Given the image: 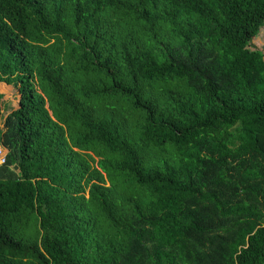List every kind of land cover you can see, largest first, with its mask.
Instances as JSON below:
<instances>
[{"label":"trees","instance_id":"1","mask_svg":"<svg viewBox=\"0 0 264 264\" xmlns=\"http://www.w3.org/2000/svg\"><path fill=\"white\" fill-rule=\"evenodd\" d=\"M263 26L264 0H0V264H264Z\"/></svg>","mask_w":264,"mask_h":264},{"label":"rangeland","instance_id":"2","mask_svg":"<svg viewBox=\"0 0 264 264\" xmlns=\"http://www.w3.org/2000/svg\"><path fill=\"white\" fill-rule=\"evenodd\" d=\"M249 48L251 50H260L264 53V26L260 29L258 35L250 42ZM7 114V111L4 115Z\"/></svg>","mask_w":264,"mask_h":264},{"label":"built area","instance_id":"3","mask_svg":"<svg viewBox=\"0 0 264 264\" xmlns=\"http://www.w3.org/2000/svg\"><path fill=\"white\" fill-rule=\"evenodd\" d=\"M6 162V155L4 153V150L0 147V165L5 164Z\"/></svg>","mask_w":264,"mask_h":264},{"label":"bare ground","instance_id":"4","mask_svg":"<svg viewBox=\"0 0 264 264\" xmlns=\"http://www.w3.org/2000/svg\"><path fill=\"white\" fill-rule=\"evenodd\" d=\"M2 148V147H1Z\"/></svg>","mask_w":264,"mask_h":264}]
</instances>
